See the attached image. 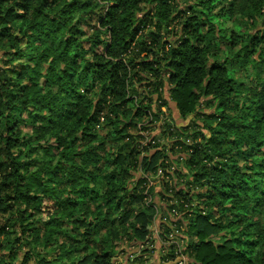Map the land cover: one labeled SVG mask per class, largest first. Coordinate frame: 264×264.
I'll list each match as a JSON object with an SVG mask.
<instances>
[{
    "label": "trees",
    "instance_id": "1",
    "mask_svg": "<svg viewBox=\"0 0 264 264\" xmlns=\"http://www.w3.org/2000/svg\"><path fill=\"white\" fill-rule=\"evenodd\" d=\"M199 2L0 0V264H152L157 195L159 264H264V0Z\"/></svg>",
    "mask_w": 264,
    "mask_h": 264
},
{
    "label": "rangeland",
    "instance_id": "2",
    "mask_svg": "<svg viewBox=\"0 0 264 264\" xmlns=\"http://www.w3.org/2000/svg\"><path fill=\"white\" fill-rule=\"evenodd\" d=\"M175 3H178L181 7H183V5H187L189 3H198L201 6V10L203 12L202 17H204L205 11L206 9L202 6V2H199V0H174ZM143 5V4H141ZM222 17H218V15L216 14V11L213 13V15L210 17L211 21L216 22L218 24V26L221 28V32L220 34H229L231 31L235 30L240 32V28L234 26V23L232 20H227V19H221ZM254 32V30H253ZM1 58V56H0ZM232 74L236 75L239 79H247V75L244 72H238L235 68L231 69ZM163 97L166 99V105H164L162 107V110L165 112L164 114L160 115L162 118L160 120H154L153 123L151 124V127L149 128V133L152 136L158 135V133L160 131H162L164 129V125L162 127H160V125L164 124V118L163 117H168L171 118V121L174 125L180 126V125H186L188 123H190V121H192V116H188L187 118H181L178 114V111L175 107L174 102L169 98L167 91H164L163 93ZM163 121V122H162ZM170 121V122H171ZM169 122V121H168ZM20 129L21 132L23 134H27L30 132V129L27 125L24 124H20ZM172 140H170L169 138H163L161 141V147H165V153L166 155H168V158L165 159L164 163H168L170 166L166 167L165 170L167 172H169V176H165L163 174V168L160 166L158 169L156 170L155 173H152L150 170L149 171H145L141 168V165L138 167V169L135 172V176L137 178L140 177H145L148 180V184L146 188H150L148 189L149 193H159L160 191H162L163 188V183H164V179H169L171 181V176H172V182H177V174L174 173V169L178 168L180 170H182V163L180 161H182L179 157V152L178 151H172L170 150L171 148V143L170 142ZM161 161V160H160ZM183 172H185L184 170H182ZM262 186H264V183L262 184ZM144 192H147V190L145 189ZM152 200L153 202L158 205L157 207V216H156V220H155V224L154 226L151 228L152 230V238H153V251L148 250L147 254H144L143 257H148V263H152V264H159V258L158 255L159 253L162 251V249L164 248L162 243H161V238L163 235V227L162 225V218L165 216V211H159L160 207L159 205H165L164 202H160V197L159 195L157 196H152ZM138 206L137 204L134 206V210H137ZM168 224V223H167ZM170 232H169V238L171 240L174 239H178L181 235H184L182 232V229H180V231L176 230V227L174 225H170L169 226ZM180 241V240H178ZM126 246V251L127 253H132V255H138L140 254V250L141 249H145L144 246H128V244H124ZM150 246V247H151ZM183 249V241L182 244H180V247L178 250ZM167 251V250H166ZM164 253V252H163ZM121 257V256H120ZM119 257V258H120Z\"/></svg>",
    "mask_w": 264,
    "mask_h": 264
},
{
    "label": "built area",
    "instance_id": "3",
    "mask_svg": "<svg viewBox=\"0 0 264 264\" xmlns=\"http://www.w3.org/2000/svg\"><path fill=\"white\" fill-rule=\"evenodd\" d=\"M178 260H179L178 264H184V259L183 258H179Z\"/></svg>",
    "mask_w": 264,
    "mask_h": 264
}]
</instances>
